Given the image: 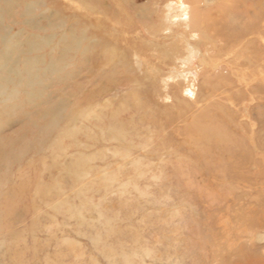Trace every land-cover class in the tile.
I'll return each mask as SVG.
<instances>
[{
	"label": "rangeland",
	"instance_id": "rangeland-1",
	"mask_svg": "<svg viewBox=\"0 0 264 264\" xmlns=\"http://www.w3.org/2000/svg\"><path fill=\"white\" fill-rule=\"evenodd\" d=\"M0 264H264V0H0Z\"/></svg>",
	"mask_w": 264,
	"mask_h": 264
},
{
	"label": "bare ground",
	"instance_id": "bare-ground-1",
	"mask_svg": "<svg viewBox=\"0 0 264 264\" xmlns=\"http://www.w3.org/2000/svg\"><path fill=\"white\" fill-rule=\"evenodd\" d=\"M225 33V32H224ZM238 33V32H237ZM245 33V32H244ZM240 37V36H239Z\"/></svg>",
	"mask_w": 264,
	"mask_h": 264
}]
</instances>
